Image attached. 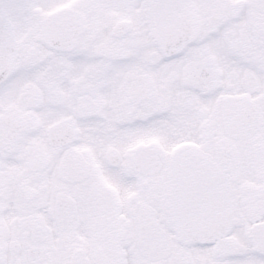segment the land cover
Segmentation results:
<instances>
[{"label": "snow or ice", "instance_id": "obj_1", "mask_svg": "<svg viewBox=\"0 0 264 264\" xmlns=\"http://www.w3.org/2000/svg\"><path fill=\"white\" fill-rule=\"evenodd\" d=\"M0 264H264V0H0Z\"/></svg>", "mask_w": 264, "mask_h": 264}]
</instances>
